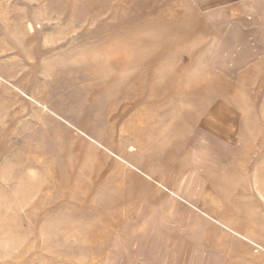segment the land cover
I'll list each match as a JSON object with an SVG mask.
<instances>
[{
  "label": "rangeland",
  "instance_id": "374dc122",
  "mask_svg": "<svg viewBox=\"0 0 264 264\" xmlns=\"http://www.w3.org/2000/svg\"><path fill=\"white\" fill-rule=\"evenodd\" d=\"M0 264H264V0H0Z\"/></svg>",
  "mask_w": 264,
  "mask_h": 264
},
{
  "label": "crops",
  "instance_id": "0c3cea01",
  "mask_svg": "<svg viewBox=\"0 0 264 264\" xmlns=\"http://www.w3.org/2000/svg\"><path fill=\"white\" fill-rule=\"evenodd\" d=\"M135 170L136 171H138L136 168H135ZM157 185H159V186H161V187H163L162 185H160L159 183H157ZM164 188V187H163ZM165 190H167L166 188H164ZM168 192H170V193H172V195H174V196H176V197H179L177 194H175L174 192H172V191H169V190H167ZM193 208H195L194 206H193ZM199 212H201L202 214H205V213H203L202 211H200L199 210ZM223 228H225V229H227L230 233H232L233 235H239L240 233H238V232H236V231H233V230H230V229H228V228H226V227H223ZM241 236H243V237H245L244 235H242V234H240ZM237 237V236H236ZM239 238V237H238ZM245 238H247V237H245ZM240 239V238H239ZM248 239V238H247ZM250 240V239H249Z\"/></svg>",
  "mask_w": 264,
  "mask_h": 264
}]
</instances>
